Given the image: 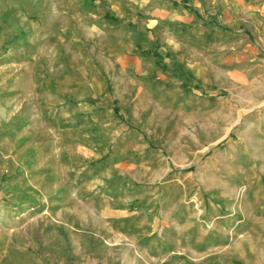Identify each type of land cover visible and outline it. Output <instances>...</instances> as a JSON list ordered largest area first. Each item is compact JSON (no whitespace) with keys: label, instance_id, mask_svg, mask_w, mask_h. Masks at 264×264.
Returning <instances> with one entry per match:
<instances>
[{"label":"rangeland","instance_id":"obj_1","mask_svg":"<svg viewBox=\"0 0 264 264\" xmlns=\"http://www.w3.org/2000/svg\"><path fill=\"white\" fill-rule=\"evenodd\" d=\"M225 2L0 0V264H264V71L150 74L153 20L132 48Z\"/></svg>","mask_w":264,"mask_h":264},{"label":"crops","instance_id":"obj_2","mask_svg":"<svg viewBox=\"0 0 264 264\" xmlns=\"http://www.w3.org/2000/svg\"><path fill=\"white\" fill-rule=\"evenodd\" d=\"M237 3L241 0L232 6L226 3L228 10H223V15L216 13L217 16L213 6L209 12L215 16L214 25H204L197 16L169 4L159 5L146 17L141 16L142 21L137 18L140 26L138 33L132 35L135 40L132 48L141 51L150 47L151 33L163 39L158 56L137 52L143 70L163 75L164 64H167L176 69V81L207 79L211 87L218 89L216 81L221 79L225 85L222 77L232 70L248 73L258 68L264 71V55L259 56L260 48L264 50V12H251L245 3L243 6L235 5ZM149 20L156 21L151 33L144 32L150 27ZM178 33L186 34L185 38L170 39ZM193 46L199 49L200 58L191 55Z\"/></svg>","mask_w":264,"mask_h":264},{"label":"bare ground","instance_id":"obj_3","mask_svg":"<svg viewBox=\"0 0 264 264\" xmlns=\"http://www.w3.org/2000/svg\"><path fill=\"white\" fill-rule=\"evenodd\" d=\"M26 26H28V25H26ZM31 26V25H30ZM28 28H29V26H28Z\"/></svg>","mask_w":264,"mask_h":264}]
</instances>
